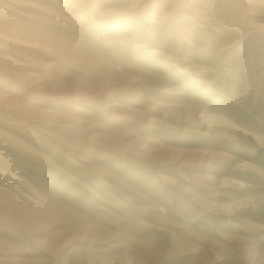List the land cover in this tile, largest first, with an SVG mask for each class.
<instances>
[{
    "label": "rangeland",
    "instance_id": "obj_1",
    "mask_svg": "<svg viewBox=\"0 0 264 264\" xmlns=\"http://www.w3.org/2000/svg\"><path fill=\"white\" fill-rule=\"evenodd\" d=\"M250 247L264 0H0V264H255Z\"/></svg>",
    "mask_w": 264,
    "mask_h": 264
},
{
    "label": "bare ground",
    "instance_id": "obj_2",
    "mask_svg": "<svg viewBox=\"0 0 264 264\" xmlns=\"http://www.w3.org/2000/svg\"><path fill=\"white\" fill-rule=\"evenodd\" d=\"M209 205L212 206L213 203L211 202V203H209ZM257 255H258V249L256 247L248 248L246 253H245V257L248 258L250 262H254L255 264H263L264 263V249L258 257H257ZM101 264H107V262L102 261ZM126 264H131V263H130V261H127Z\"/></svg>",
    "mask_w": 264,
    "mask_h": 264
}]
</instances>
